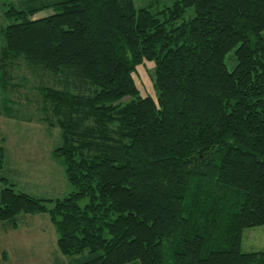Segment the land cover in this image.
Listing matches in <instances>:
<instances>
[{"label":"trees","instance_id":"1","mask_svg":"<svg viewBox=\"0 0 264 264\" xmlns=\"http://www.w3.org/2000/svg\"><path fill=\"white\" fill-rule=\"evenodd\" d=\"M23 2L4 12L0 115L31 121L17 93L59 128L74 189L10 184L0 224L48 214L75 264H264L241 248L264 225V0ZM146 62L156 97L135 78Z\"/></svg>","mask_w":264,"mask_h":264},{"label":"rangeland","instance_id":"2","mask_svg":"<svg viewBox=\"0 0 264 264\" xmlns=\"http://www.w3.org/2000/svg\"><path fill=\"white\" fill-rule=\"evenodd\" d=\"M23 1L25 0H0V48L4 44L1 29L9 23V20L5 18L4 12L10 6H15L19 9L25 7ZM157 2H159V4ZM135 3L137 7L147 6L153 8V6L156 7V5L161 4V6H164L172 2L171 0H135ZM51 11V9H46L39 12V15L41 16V14H47V12ZM227 64L230 69L233 67V63L228 59ZM153 69L154 66L146 62L139 67L135 78L143 94H150L156 97V92L152 84L154 75ZM14 76H16L15 83L21 84L20 92L27 89V86L24 87L23 81L26 79H33V76L26 68L24 71H15ZM22 77H24V80H21ZM12 96L14 100L18 102L17 105L13 107L14 110H18L19 113L26 118H30L31 121L0 116V145L6 146H4L3 151L4 157L6 155L5 148L8 147V155L10 157V159L8 158L9 162L5 164L6 169L0 171V176L4 175L10 178L17 191H23L44 199L55 200L65 197L74 188L66 178L64 166L61 165L60 158L58 159L55 154L54 148L61 143L59 128H49L48 125L40 122L38 120V110H35L36 106H32L31 108L27 100L25 101L19 98L17 93H14ZM1 97L0 92V102L2 99ZM53 150L57 159L51 153ZM23 168L26 169V171L24 170L25 172H22ZM2 185L8 187L5 184ZM87 202L88 198H84L80 201V204L83 207ZM48 206L52 207L53 205L52 203H48ZM35 215L36 216L32 215L33 218L35 217L34 219L39 220L35 223L31 220V223H33L35 227H38L39 224H43L46 227L48 224L49 229L47 233L43 234L46 235V237L40 236L44 238H41L42 241L38 240L40 243L34 246L33 250L35 252L22 253L20 255L21 257L19 256L20 258H18V256L13 257L11 262L2 261L0 253V264H20L17 259H21L23 264L24 262H29L28 264H75L74 257L64 255L59 250L57 245V232L52 221H50L51 219H49L50 217H48L49 215L45 213ZM46 219H48V223L45 221ZM29 225V221L24 217L21 228L26 229ZM29 230L30 227L28 232ZM28 232L27 235H29ZM52 232L56 237L55 245H53ZM241 248L243 251L247 252L264 251V225L244 229ZM12 255L15 254L9 253L10 258ZM3 256H5V253H3ZM129 264L141 263L139 260H134Z\"/></svg>","mask_w":264,"mask_h":264},{"label":"crops","instance_id":"3","mask_svg":"<svg viewBox=\"0 0 264 264\" xmlns=\"http://www.w3.org/2000/svg\"><path fill=\"white\" fill-rule=\"evenodd\" d=\"M0 116H3V115H0ZM5 150H6V155H5L6 161L4 159L5 162H4L3 167L0 169V171H4L6 169L5 168V164H7L9 162L8 158L10 159V157L8 155L9 154L8 147L5 148ZM51 153L57 159V157L54 154V150L51 151ZM61 165L64 166L62 160H61ZM24 170L26 171V169L23 168L22 172H25ZM64 171H65V166H64ZM64 182H65V180H64ZM2 184H5V185L9 186V184H13V182L7 176L2 175V176H0V192H1V190L3 188H5V186H3ZM14 187H15V185H14ZM29 215L30 214H21L19 216V218H18L17 226L10 225L8 222H3V223L0 224V253H1L2 261H5V262L10 261L11 262L13 257L18 256V258H20L21 257L20 255L22 253L35 252L33 250V248H34V246L38 245L37 243H40V242H38V240L42 241L41 238L46 237V235H43V234L47 233V230L49 229L48 224H47L46 227L43 224H39L38 227L37 226L35 227L33 225V223H31V220L34 223L39 221V220L34 219L35 217L33 218L32 215L31 216H29ZM34 216H36V215H34ZM24 217L30 223L29 232H28L29 227L26 228V229H22L21 228L22 220H23ZM38 219H41V218H38ZM45 221L48 223V219H46ZM27 232L29 233V235H27ZM40 236H44V237H40ZM55 242H56V237L54 236V233H53V245H55ZM3 253H5V256H3ZM9 253H12V254H15V255H12V257L10 258L9 257ZM17 260H19L20 264H23V261L21 259H17ZM28 263L29 262H24V264H28Z\"/></svg>","mask_w":264,"mask_h":264}]
</instances>
